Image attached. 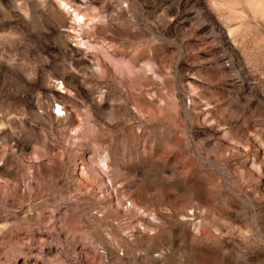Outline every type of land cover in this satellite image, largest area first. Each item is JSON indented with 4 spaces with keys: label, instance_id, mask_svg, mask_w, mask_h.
<instances>
[{
    "label": "rangeland",
    "instance_id": "obj_1",
    "mask_svg": "<svg viewBox=\"0 0 264 264\" xmlns=\"http://www.w3.org/2000/svg\"><path fill=\"white\" fill-rule=\"evenodd\" d=\"M0 264H264V0H0Z\"/></svg>",
    "mask_w": 264,
    "mask_h": 264
}]
</instances>
